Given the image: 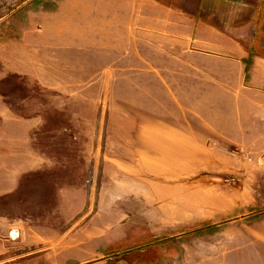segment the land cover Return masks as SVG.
Segmentation results:
<instances>
[{
  "label": "rangeland",
  "instance_id": "374dc122",
  "mask_svg": "<svg viewBox=\"0 0 264 264\" xmlns=\"http://www.w3.org/2000/svg\"><path fill=\"white\" fill-rule=\"evenodd\" d=\"M63 2L0 0V264H264V129L205 136L221 92L193 91L201 136L156 138L181 114L91 49L87 0ZM203 3L264 81V0Z\"/></svg>",
  "mask_w": 264,
  "mask_h": 264
},
{
  "label": "crops",
  "instance_id": "0c3cea01",
  "mask_svg": "<svg viewBox=\"0 0 264 264\" xmlns=\"http://www.w3.org/2000/svg\"><path fill=\"white\" fill-rule=\"evenodd\" d=\"M63 1V4L77 3V0ZM87 3L93 27L91 49L106 52L107 67L132 66L137 68V74L152 77L153 81L144 82L143 90L153 92L163 106L181 114L180 120L160 121L156 138L173 143L201 136L191 120L194 116L191 108L195 106L193 91L221 92L218 98L206 94L201 99L212 108L209 113L204 110L206 115L198 112L201 117L197 124L207 132L205 136L246 138L264 129V81L255 75L260 56L251 41L227 31L223 23L212 19L215 11L204 7L203 0H87ZM243 23L237 20L233 25ZM227 65L239 74L241 71L251 74L250 80L226 83ZM195 74L208 75L216 81L206 78L195 82ZM169 148L173 149L172 144Z\"/></svg>",
  "mask_w": 264,
  "mask_h": 264
},
{
  "label": "bare ground",
  "instance_id": "6f19581e",
  "mask_svg": "<svg viewBox=\"0 0 264 264\" xmlns=\"http://www.w3.org/2000/svg\"><path fill=\"white\" fill-rule=\"evenodd\" d=\"M17 233H18L17 229L14 228L13 231H12V237H16Z\"/></svg>",
  "mask_w": 264,
  "mask_h": 264
},
{
  "label": "water",
  "instance_id": "95a60500",
  "mask_svg": "<svg viewBox=\"0 0 264 264\" xmlns=\"http://www.w3.org/2000/svg\"><path fill=\"white\" fill-rule=\"evenodd\" d=\"M13 231V230H12ZM12 231H11V236H12Z\"/></svg>",
  "mask_w": 264,
  "mask_h": 264
}]
</instances>
